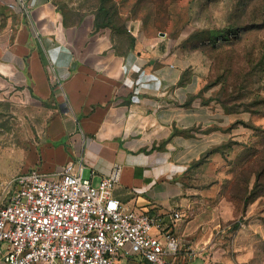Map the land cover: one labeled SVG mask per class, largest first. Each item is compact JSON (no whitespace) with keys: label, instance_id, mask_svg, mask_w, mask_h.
Segmentation results:
<instances>
[{"label":"crops","instance_id":"crops-1","mask_svg":"<svg viewBox=\"0 0 264 264\" xmlns=\"http://www.w3.org/2000/svg\"><path fill=\"white\" fill-rule=\"evenodd\" d=\"M81 1L0 0V96L54 109L24 171L55 176L73 161L97 183L118 164L114 194L126 206L167 219L183 211L174 231L196 252L191 264H255L233 223L259 200L230 196L225 159L246 128L199 98L200 75L176 39L135 19L124 32L96 28L97 7Z\"/></svg>","mask_w":264,"mask_h":264},{"label":"rangeland","instance_id":"rangeland-1","mask_svg":"<svg viewBox=\"0 0 264 264\" xmlns=\"http://www.w3.org/2000/svg\"><path fill=\"white\" fill-rule=\"evenodd\" d=\"M84 2L90 8L100 0ZM107 4L114 5L123 19L138 20L147 31L176 39L200 75L199 98L219 103L237 118L235 125L239 122L246 128L242 140H230L231 147L225 146L231 151L225 156L229 194L241 204L259 202L254 214L244 213L233 227L243 230L245 246L255 248V264H264V0H108ZM52 110L47 101L0 96V206L25 170L31 144L40 140Z\"/></svg>","mask_w":264,"mask_h":264},{"label":"built area","instance_id":"built-area-1","mask_svg":"<svg viewBox=\"0 0 264 264\" xmlns=\"http://www.w3.org/2000/svg\"><path fill=\"white\" fill-rule=\"evenodd\" d=\"M121 172L115 164L97 183L73 161L55 176L21 172L0 206V264H191L196 252L174 231L183 211L126 206L114 194Z\"/></svg>","mask_w":264,"mask_h":264},{"label":"trees","instance_id":"trees-1","mask_svg":"<svg viewBox=\"0 0 264 264\" xmlns=\"http://www.w3.org/2000/svg\"><path fill=\"white\" fill-rule=\"evenodd\" d=\"M107 1L108 0H100L99 4L96 5L97 7L96 28H99L101 26H110V27L115 28L119 32L126 31L125 30V27H126L125 19H123L119 15H116L118 11L116 10L115 6L107 4ZM229 143L230 141L227 144H225V146L231 147ZM209 153H211V151ZM205 157L206 156L200 159L199 163H202ZM244 205H247L246 202L244 203Z\"/></svg>","mask_w":264,"mask_h":264}]
</instances>
